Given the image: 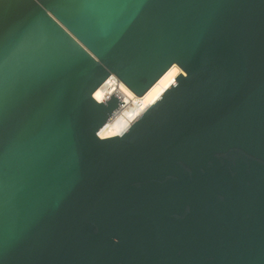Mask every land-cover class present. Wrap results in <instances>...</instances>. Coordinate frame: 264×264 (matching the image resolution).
Listing matches in <instances>:
<instances>
[{
	"label": "water",
	"instance_id": "water-1",
	"mask_svg": "<svg viewBox=\"0 0 264 264\" xmlns=\"http://www.w3.org/2000/svg\"><path fill=\"white\" fill-rule=\"evenodd\" d=\"M0 264H264V0H0Z\"/></svg>",
	"mask_w": 264,
	"mask_h": 264
},
{
	"label": "bare ground",
	"instance_id": "bare-ground-1",
	"mask_svg": "<svg viewBox=\"0 0 264 264\" xmlns=\"http://www.w3.org/2000/svg\"><path fill=\"white\" fill-rule=\"evenodd\" d=\"M180 73H183L182 70L177 65H172L168 71H166V73L143 96L140 97L141 103L139 106H134L132 108V103L129 102L131 105L121 108L109 121L102 125L98 131L99 136L104 138L122 134L138 115L147 110L163 94ZM107 83L102 84L93 93V97L99 102H105L109 95H112L113 93L115 95L121 94L129 95L131 97L134 95L124 84L118 81L111 83L110 89H105Z\"/></svg>",
	"mask_w": 264,
	"mask_h": 264
},
{
	"label": "built area",
	"instance_id": "built-area-1",
	"mask_svg": "<svg viewBox=\"0 0 264 264\" xmlns=\"http://www.w3.org/2000/svg\"><path fill=\"white\" fill-rule=\"evenodd\" d=\"M109 79H110V81H109ZM114 81L120 82L114 75H111L108 79H106V81L104 83H107V82L108 83L106 84L105 89H110L111 83H113ZM120 83H122V82H120ZM109 96H111V95H109ZM116 96L124 103L116 110V112L114 114H116L121 108L128 107L129 105H131V104H129V102L132 103V108L134 106H136V107L139 106V104L141 103L140 97H137L135 95H132L133 97H131L129 95H121V94L116 95ZM114 114L112 115V117L114 116Z\"/></svg>",
	"mask_w": 264,
	"mask_h": 264
}]
</instances>
